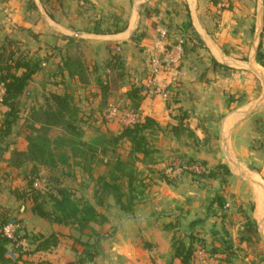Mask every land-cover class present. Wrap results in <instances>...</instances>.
Here are the masks:
<instances>
[{"label":"crops","instance_id":"1","mask_svg":"<svg viewBox=\"0 0 264 264\" xmlns=\"http://www.w3.org/2000/svg\"><path fill=\"white\" fill-rule=\"evenodd\" d=\"M145 6L157 7V14L143 16ZM185 22L190 26L183 27ZM121 25L122 30L113 31ZM139 30L144 35L133 42L131 37ZM8 40L41 61L28 85L27 100L29 88L39 85L43 71L59 83L41 81V86L51 85L57 93L67 89L73 94L74 87L82 90L78 77H69L63 70L64 62L79 56L86 69H95L100 60L110 57L109 49L120 43L126 69L139 71V80L131 79V83L148 86L139 108L130 112L141 120L151 117L163 128L151 135L154 147L165 157L174 154L207 165L225 163L231 172L221 191L225 204L215 211L207 209L214 192L208 188L211 185L202 186L188 174L168 175L173 182L159 178L153 168L162 167L167 159L143 163L154 171L144 175L145 193L137 195L141 200H135L131 212L114 206L117 216L107 215L102 226L92 225L110 234L100 239V253L86 264H184L170 258L172 237L178 229L187 234L189 222L197 218L203 219L197 228L202 244L185 237L193 249L187 264H225L223 240L247 249L238 238L245 220L240 208L256 221L264 243V66L256 60L260 42L264 53V0L215 4L211 0H0V47ZM151 58L158 60L157 70L149 63ZM55 71L60 77H51ZM155 85L158 88L152 92ZM84 86L86 93L94 92L93 84L84 82ZM124 105L130 109L128 100ZM99 112L105 116L104 110ZM182 112L186 115L183 126L188 123L198 136L196 145L206 132L213 134L200 143L199 151L186 135L177 136L170 129L179 124ZM121 124L106 122L115 133ZM12 146L8 143L4 159L13 149L25 150L26 142L20 148ZM234 199L237 203L230 205ZM69 240L24 257L36 264L75 260ZM244 254L237 251L233 260L248 259Z\"/></svg>","mask_w":264,"mask_h":264},{"label":"trees","instance_id":"2","mask_svg":"<svg viewBox=\"0 0 264 264\" xmlns=\"http://www.w3.org/2000/svg\"><path fill=\"white\" fill-rule=\"evenodd\" d=\"M211 1L215 4L219 0ZM157 12V7L145 6L142 15L149 17L157 14ZM182 26L187 28L190 26V23L185 22ZM123 28L124 26L122 25L116 26L113 31H120ZM95 31L101 32L99 29ZM143 35L144 31L139 30L131 37V40L137 43V38ZM198 42H200V39ZM16 45L17 43L15 41L8 40L0 47V86L3 89V97L0 105V160L4 159L3 154L8 147L7 140L12 133L14 125L18 120L22 119L23 113L25 112L22 98L28 94V85L33 75L41 68V61L38 58L30 56L27 50H15ZM114 45L115 48L109 49L110 57L105 65L108 72H110L106 75L108 78L106 80L100 77L98 78V89L102 98V105L98 107L99 111H103V107L109 104V97L115 95L116 91L119 90L121 87L120 84L123 82L125 76V62L121 55L122 47L120 43H115ZM261 46L260 42L256 60L264 66V53L261 50ZM71 59L69 57L64 62L63 70L66 71L69 77L76 75L79 82H86L82 74L84 70L81 68L82 63L77 59ZM213 63L215 64L216 62L213 61ZM59 74L61 75V73ZM145 94L146 88L143 84L133 85V87L125 91L124 96L129 101L131 111H136L139 108ZM73 102V94L66 89L63 93L50 91L46 98L45 107H30L27 111L28 119L21 128V131L24 132L26 149L23 151L13 149L8 157V164L14 167H22L31 163L35 166L40 165L54 169L67 164L68 157L59 150L63 146H68L71 151V157L79 159L76 162L77 166L88 165L90 167L97 152L105 154L110 150L115 153L117 149L120 147L124 149V145H126V156L124 157L121 153H117L111 168L108 170V174L101 175L97 178L95 182L97 189L94 191V200L100 206L107 196L112 195L116 204L119 205V208L123 212H131L137 195L143 193L146 183L143 179L139 180L135 177L133 172L134 165L129 158H139L138 155L140 154L142 157L139 159L142 163L154 162L152 160L147 161L146 159L153 152L150 150L152 148L150 137L157 130L156 128L159 127L158 123L151 117H145L142 120L138 118L134 123L124 125L117 133L107 135L104 131H99L91 139L84 140L83 131L81 130L82 127L77 125V121L80 120L78 115L79 110ZM185 116L184 112H182L179 124L173 126L171 130L177 136L190 135L194 137L193 132L190 134L189 130L185 132V129H189V127H181L183 126ZM51 126L62 127L66 136L51 139L47 135ZM182 159H185V157H182ZM195 161L196 159L188 157L185 164L189 165L190 163L191 165ZM190 174L194 177L195 181L203 186L212 182H218L219 188L210 197L207 209H214L215 211L221 210L225 204V199L221 191L224 190L227 178L231 174L227 164L216 163L208 166V169L203 172L197 173L190 171ZM159 178L167 182L174 181L173 178L163 173L162 175L159 174ZM123 179L127 181V193L122 191L120 180ZM53 183L54 189L49 190L48 194H46L50 197L51 209H45L42 204L43 202H39L40 198L44 199V195L35 191V193H26L30 195L33 201L31 210L34 214L48 219L53 224L72 227V230L77 234H64L61 231H52L48 235L38 234L36 235L37 237L33 238V249L30 252L22 251L21 247L15 246V242L6 237L2 232V227L8 221H14L18 224L19 220L10 218L8 211L0 207V264H18L25 260V254L52 250L60 244L62 237H67L72 240V248L77 254L75 260H67L63 264L90 263L100 253V239L109 236L110 233L102 231L101 229L95 230L92 225L97 224L102 226L107 222V217L99 212L96 209V205L90 201H83L85 200L83 199L78 200L79 203H76L70 191L67 188L61 187L58 179H54ZM20 197L24 198L21 195L18 199ZM240 211L243 213L245 220L238 231V238L240 241L245 242L246 248L251 249L252 252L259 255L260 261L264 264V243L257 230L256 221L244 212L242 208H240ZM202 222L203 219L201 218L191 220L188 224V232L185 237L202 244V238L199 236L200 231L197 229L198 225ZM86 229L89 230L88 233ZM15 234L19 237L22 236V238L27 237L26 231L19 225L15 230ZM93 236L95 238L91 240ZM185 237L180 238L175 235L172 237V252L170 258H179L182 263L187 264L193 255V249L191 243L186 244ZM223 241L224 246L222 252L225 255L224 260L228 264H233V255L237 251H241L242 247L240 245L234 246L230 239ZM77 246L81 247L79 253L77 252ZM10 249L16 253V256L9 255Z\"/></svg>","mask_w":264,"mask_h":264},{"label":"rangeland","instance_id":"3","mask_svg":"<svg viewBox=\"0 0 264 264\" xmlns=\"http://www.w3.org/2000/svg\"><path fill=\"white\" fill-rule=\"evenodd\" d=\"M15 50L18 51H24L27 50L26 48H23L22 45H16V47L14 48ZM28 51V50H27ZM123 56V60L125 62V76L123 78V82H121V87L119 88V90L116 91L115 95L109 97L108 103H113L114 106L118 107L119 110H128L129 113L131 111V109H127L124 105L125 103V96L124 93L125 91H127L128 89H130L131 87H133V85H139L141 82H138V84H132L131 83V79L132 81L135 82L136 79L139 80L137 73L139 72L138 70H136V74L133 72H129L126 69V58H125V53L121 54ZM71 59V58H70ZM73 59H77L78 61H80L82 63V67L84 70L82 71V74L85 78V81L87 83H91L94 85V92L89 90L87 93L86 91V86L82 87V85L78 86L80 87L82 90H80L77 87H74V91H73V97H74V104L77 106L78 110H79V117L80 120L77 121V125L82 127V131H83V139L84 140H89L93 137V135H97L99 131H103L105 127L106 128V134L109 135L110 133H115V132H111L107 126H106V122L110 121L109 119L106 118V116H103V113L99 112V114H97L96 112L99 111L98 107L100 105H102L101 103V96L99 94V89H98V78H102L104 80H106L108 78V75L110 72H108V69L106 68V61L109 59L106 58L105 60H100V62L97 64V68L95 69H91L88 70L86 69L84 63L82 62V58L79 56H76ZM153 58H151L149 60V63L152 64ZM72 60V59H71ZM157 61H156V68H158L157 66ZM75 65V64H74ZM153 67V65H152ZM49 73V72H48ZM60 72L55 71L54 72V76L51 75V77H55L59 74ZM45 71L41 72L40 74V80H38L39 85L38 86H31L30 89V93H31V97L27 100L26 97H23V108L25 109V112L23 113L22 119L18 120V122L14 125L13 129H12V133L11 135L8 137V143L10 144V147H13L12 145L16 144L17 148H20L21 146L25 145V139L23 138V131H21L22 129V125L26 122V120L28 119V109H30V107H42L45 105L46 103V98L48 96V93L50 91H54V89H52L51 85L48 86H41V81L44 83H50V84H54L57 85L59 82H57L56 78H50L49 74L46 75ZM148 75V73H147ZM50 78V79H49ZM60 81V80H59ZM144 85V84H143ZM144 87L147 89L148 86ZM155 87H151V91L152 89H155ZM56 90V89H55ZM148 90V89H147ZM153 92V91H152ZM151 92V94H152ZM89 94V96L87 95ZM94 98V101H89V97ZM88 97V98H87ZM113 98V99H112ZM107 103V102H106ZM45 107V106H44ZM107 107L108 104L106 106L103 107L104 112L106 113L107 111ZM126 112V111H125ZM126 118V116H125ZM123 124H121L120 129L124 126H122ZM178 125V124H177ZM39 126V125H37ZM176 126V125H174ZM181 127H189L188 123L184 126ZM156 129H163L160 126ZM171 129V128H170ZM183 129V128H182ZM184 130V129H183ZM189 130V134L193 132L194 137H191L190 135H186L187 138L193 142V144H195V150L199 151V145L200 143H204L205 140L208 138L211 139V135L212 132L208 133L206 132V135L204 136V138L201 140H199L198 144L197 143V134L195 133V129H193L192 127H189V129H185ZM21 132V134H19ZM47 135L51 138V139H55L57 137H65L66 133L63 130L62 127L60 126H51L47 132ZM154 137L151 136L150 137V144L152 145V148L150 149L152 152V154L150 155V157L148 160H164L167 159V163H165L162 167H155L153 169L158 170L159 174L162 175V173L165 175H177L179 176L180 174H188L190 175L191 179L194 180V177L190 174V171H195L197 173L199 172H203L206 169H208V166L205 163V161H199L196 160L195 162L189 163V166L187 169H185L183 167V164H185L186 159L189 157H185V159H181V157L179 155H176L177 157H174L175 155L171 154L168 156H164L165 154L163 153L162 150H158L154 147L155 142H154ZM262 139L264 140V134H262ZM124 149L122 147H120L119 149H117V151L115 153L111 152L110 150L105 153L102 154L100 152H97V154L95 155V157L93 158L92 164L89 167L88 165L86 166H77L76 162L79 161V159L71 157V151L68 148V146H63V148L61 150H59L61 153H65L66 156L68 157L67 159V164L64 166H59L56 167L54 169H49L47 167H43L40 165H34L31 163H28L26 166H22V167H14L11 166L10 164H8V159H3L0 160V207H2L4 210L8 211V213L10 214L9 217L10 218H14L15 220H19L18 225L20 227H23L24 230L27 233V237L24 238L25 242H26V246L25 249H22V251L25 252H30L33 247H34V243H33V238L37 237L36 235L38 234H42V235H48L49 233H51L52 231H61L64 234H69V233H73V234H77L76 232H74L72 229V227L68 226H62V225H57V224H53L52 222H50L48 219H44L41 218L40 216L34 214L31 210L32 205H33V201L32 198H30V195L26 194V193H35L39 192L42 193L44 195V199L40 198L39 202H43L42 204L44 205L46 210H50L51 207V201H50V197L46 194H48L49 190H53L54 189V179H58L61 187L67 188L70 193L72 194V198L75 200V202L77 203L78 200H83V201H90L92 202V204L96 205V209L101 212L102 214H104L105 216L109 215L112 216L115 215L117 216V211L114 210V206L116 208H118V210L121 212L122 210L119 208V205L116 204L115 199L112 195L107 196L102 205L98 206L96 204V200H94V191H96L97 186L95 184L97 178H99L101 175H107L108 174V170L111 168V165L113 164L114 161V157L117 155V153H121L124 157L126 156L127 153V147L126 145H124ZM9 151H7L6 156L9 155L8 153ZM139 157V156H138ZM165 157V158H164ZM171 157V158H170ZM129 158V157H127ZM169 159V160H168ZM129 160L133 163L134 167H133V172L135 174V177L139 180L144 179V175L147 174L149 175L150 173L154 172L151 171V167L145 166L142 161H140L139 158H133L130 157ZM145 160V161H146ZM169 163V164H168ZM205 163V164H204ZM188 165V164H187ZM193 167V168H192ZM159 168V169H158ZM162 172V173H160ZM195 181V180H194ZM121 184H122V191L124 193H127V181L126 179L120 180ZM197 182V181H195ZM199 183V182H197ZM137 184V183H135ZM134 184V185H135ZM218 182H212L208 185H211V187H208L210 190L216 191L219 187V185L217 186ZM207 185V186H208ZM203 186V185H202ZM147 186L145 187L144 193L146 191ZM23 195L24 198L20 197L18 199L19 196ZM138 199L137 198V202ZM231 201V200H230ZM79 203V202H78ZM230 205L237 203V201L234 199L231 202H229ZM115 212V213H114ZM123 212V211H122ZM94 225V224H93ZM108 231V230H107ZM86 232L88 233L89 230L86 229ZM21 234V233H20ZM186 235V234H185ZM184 235V230L182 229H178L176 231V237H180L183 238L185 237ZM22 238V236L20 237ZM64 238L67 237H62L61 238V242L64 241ZM86 238V237H85ZM95 238V236L91 237V240H93ZM68 244L72 243V240L70 239ZM60 242V243H61ZM71 250H73L72 247H70ZM101 248V245H100ZM77 249H81L80 246H77ZM239 253H241L240 256H242V253L244 254V256H247L248 259L244 260L242 259V261L238 262L233 260V264H263L262 261H260V257L259 255L255 254L254 252L251 251V249L247 248H242L241 251H238ZM75 255H77L75 253ZM243 256V257H244ZM77 258V257H76ZM75 258V259H76ZM235 259V258H234ZM238 260H240L237 257ZM24 261V262H23ZM21 263L18 264H36L33 263L32 260H27V258L25 257V260H23ZM228 264V263H225Z\"/></svg>","mask_w":264,"mask_h":264},{"label":"built area","instance_id":"4","mask_svg":"<svg viewBox=\"0 0 264 264\" xmlns=\"http://www.w3.org/2000/svg\"><path fill=\"white\" fill-rule=\"evenodd\" d=\"M218 6L222 7L223 3H218ZM181 43H182V41H179V43L177 44L178 48L181 47ZM152 61H153L152 65H153L154 70H157V68L155 67L156 66L155 64H156V61L158 63V60L156 58H153ZM157 66H158V64H157ZM163 94H164L165 97L168 96L167 92H163ZM2 97H3V89L0 86V105H1V102H2ZM105 116L109 120H118L123 125H129V124L134 123L136 120H138V116L135 113H132V112L129 113V112H125L123 110L121 111V110L118 109V107L114 106L113 103H109L108 104ZM125 116H126V118H125ZM188 166L189 165H187V164H183V167L185 169H187ZM17 227H18V224H16L14 221H8L2 227V232H3V234L6 237L12 239V241L15 242V246H19L22 249H25L26 242H25L24 238H20L18 235L15 234V230H16ZM9 255L10 256H16V253H14L12 251V249H10Z\"/></svg>","mask_w":264,"mask_h":264}]
</instances>
